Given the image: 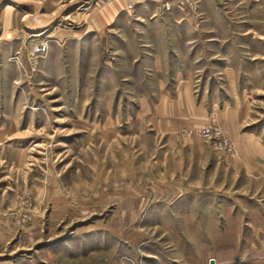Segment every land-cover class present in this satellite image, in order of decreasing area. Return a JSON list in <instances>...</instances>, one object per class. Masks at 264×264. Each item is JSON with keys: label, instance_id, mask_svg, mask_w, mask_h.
<instances>
[{"label": "rangeland", "instance_id": "374dc122", "mask_svg": "<svg viewBox=\"0 0 264 264\" xmlns=\"http://www.w3.org/2000/svg\"><path fill=\"white\" fill-rule=\"evenodd\" d=\"M239 136L264 146V0H0V264L203 262L198 219L264 181Z\"/></svg>", "mask_w": 264, "mask_h": 264}, {"label": "crops", "instance_id": "0c3cea01", "mask_svg": "<svg viewBox=\"0 0 264 264\" xmlns=\"http://www.w3.org/2000/svg\"><path fill=\"white\" fill-rule=\"evenodd\" d=\"M198 109L196 108V111ZM239 137L243 143V150L240 156L247 155L252 164H254V156H264V146L259 142H254V138L251 141L249 137ZM249 141H251V144H249ZM260 177H257L255 181L249 182L250 195L247 198L251 206L249 209L241 207V200L245 199L242 195L234 197V202L229 203V208L226 207L227 203L225 205L222 203L227 202V200L220 198L217 216L214 215L212 217V213L208 210V215H205L206 218L198 219L205 222L201 225L203 235L207 236L209 245L212 243V246L203 248V262H199V264H209L211 259L214 264H264V239L259 238L264 236V181L260 180ZM228 183L230 184V182ZM231 184L234 185V190L246 188L242 181L236 180ZM224 185L226 186V184L221 183V187H224ZM189 198L177 195L163 204L174 205L176 203L178 205L180 203V205H183L186 201H189ZM191 201L194 203L193 199ZM254 201H256L255 204ZM210 203L212 204V201H209L208 205ZM215 212L214 210L213 214ZM181 214L187 217V221L190 222L183 226L177 225V230L181 229L178 231V236L190 246V252L193 256L194 252L197 253L195 242L192 239L194 236L192 235V230H194V228L192 229V226H194L192 219H195V214L190 212ZM199 216L201 218L200 214ZM214 229L218 232L217 244L216 241L215 243L211 242V236H215L214 234L212 235L211 230ZM228 234H230L231 240H228ZM247 236H250L251 239L247 240ZM170 244H172L174 249L169 257L171 260L175 259L174 261L176 262L171 264H194V259L188 256V253L179 250L173 241H170ZM261 254L263 255L262 257Z\"/></svg>", "mask_w": 264, "mask_h": 264}, {"label": "built area", "instance_id": "2783aa9c", "mask_svg": "<svg viewBox=\"0 0 264 264\" xmlns=\"http://www.w3.org/2000/svg\"><path fill=\"white\" fill-rule=\"evenodd\" d=\"M46 52V46H39L34 48V51L30 52L33 58H41ZM212 122H214V116L211 115ZM202 137L206 138L208 141L212 142L215 149H225V151L230 152L232 150L231 141L227 136H225L220 130L212 128V126H207L200 130Z\"/></svg>", "mask_w": 264, "mask_h": 264}, {"label": "water", "instance_id": "95a60500", "mask_svg": "<svg viewBox=\"0 0 264 264\" xmlns=\"http://www.w3.org/2000/svg\"><path fill=\"white\" fill-rule=\"evenodd\" d=\"M209 264H214V261L211 259V260L209 261Z\"/></svg>", "mask_w": 264, "mask_h": 264}]
</instances>
